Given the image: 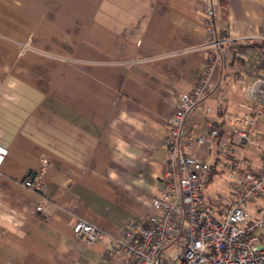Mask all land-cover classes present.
Returning a JSON list of instances; mask_svg holds the SVG:
<instances>
[{"label": "crops", "instance_id": "crops-1", "mask_svg": "<svg viewBox=\"0 0 264 264\" xmlns=\"http://www.w3.org/2000/svg\"><path fill=\"white\" fill-rule=\"evenodd\" d=\"M205 2L0 0V145L7 149L0 264H99L128 220L144 223L164 188L169 119L203 71ZM226 6V36L253 37L242 48L251 49L249 63L258 61L264 73V0ZM232 56L228 45L224 57ZM221 63L192 122L195 134L206 135L215 121L228 138L223 114L242 112V82L230 74L220 80ZM232 66L249 78L248 70ZM253 140L241 152L245 170L258 172L264 121ZM42 158L51 167L46 188L36 193L20 182ZM77 219L105 235L92 245L74 238Z\"/></svg>", "mask_w": 264, "mask_h": 264}, {"label": "built area", "instance_id": "built-area-1", "mask_svg": "<svg viewBox=\"0 0 264 264\" xmlns=\"http://www.w3.org/2000/svg\"><path fill=\"white\" fill-rule=\"evenodd\" d=\"M203 13L207 38L203 71L194 87L178 97L169 119L163 141L166 170L162 193L152 199L151 214L144 223L127 221L99 264H264V236L257 234L264 229V209L257 211L261 208L257 199L264 194V165L258 172L246 171L241 152L242 144H255L256 124L264 121V73L257 72L258 61L249 63L253 52L242 48L247 39L233 41L226 36L217 4L206 0ZM228 45L233 53L230 60L224 57ZM234 57L249 71L246 81L232 68ZM218 60L222 61L220 80L230 74L243 85L242 112L222 116L223 127L230 131L228 138L221 135L215 121H209L206 135L195 134L191 128L211 92ZM205 146L212 151L195 155L196 149ZM6 156L7 149L0 145V167ZM50 167L48 159H40L38 169L28 173L20 185L43 192ZM214 173L232 192V200L225 201L229 206L223 207L220 216L203 206V193ZM35 210L40 211L41 205ZM72 233L89 245L105 235L103 229L84 219H77Z\"/></svg>", "mask_w": 264, "mask_h": 264}, {"label": "rangeland", "instance_id": "rangeland-1", "mask_svg": "<svg viewBox=\"0 0 264 264\" xmlns=\"http://www.w3.org/2000/svg\"><path fill=\"white\" fill-rule=\"evenodd\" d=\"M218 5V3H217ZM241 39L238 40H233V41H239ZM248 40V41H247ZM246 42L249 44V42L251 41V39H247ZM232 68H234L232 66ZM215 196H218V198ZM211 204H208L206 202L211 201ZM230 199V186L227 185L226 182L223 181V179H220L219 175H215L212 177V179L208 182L207 187L204 190L203 193V203L206 204L208 207V210H210V212L215 216H220V212L223 211V208H221V203L224 204L226 203L225 201ZM218 200V204H214V202L216 203V201ZM258 202L261 205L260 209H257V211H261L262 209H264V194H262L258 199ZM219 211V212H218ZM252 212H254V209H252ZM258 235H262L264 236V229L257 231ZM166 254H169V251L166 250L165 251ZM170 255H172V253L170 252Z\"/></svg>", "mask_w": 264, "mask_h": 264}, {"label": "trees", "instance_id": "trees-1", "mask_svg": "<svg viewBox=\"0 0 264 264\" xmlns=\"http://www.w3.org/2000/svg\"><path fill=\"white\" fill-rule=\"evenodd\" d=\"M217 3H218V8H219V11H220L221 18L224 19L226 17L227 0H217ZM247 45H248V43H247ZM233 64H236L237 68H239V67L243 68L242 67V62L237 57L233 58Z\"/></svg>", "mask_w": 264, "mask_h": 264}, {"label": "bare ground", "instance_id": "bare-ground-1", "mask_svg": "<svg viewBox=\"0 0 264 264\" xmlns=\"http://www.w3.org/2000/svg\"><path fill=\"white\" fill-rule=\"evenodd\" d=\"M256 37H257V36H256ZM256 37H255V38H256ZM252 38H253V37H252ZM252 38H250V39L252 40ZM260 38H261V37H260ZM260 38H259V39H260ZM253 40H254V39H253ZM261 40H262V39H261ZM261 40H260V41H261Z\"/></svg>", "mask_w": 264, "mask_h": 264}]
</instances>
